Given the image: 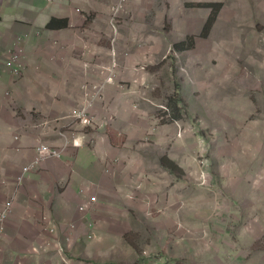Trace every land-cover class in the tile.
Here are the masks:
<instances>
[{"label": "crops", "instance_id": "1", "mask_svg": "<svg viewBox=\"0 0 264 264\" xmlns=\"http://www.w3.org/2000/svg\"><path fill=\"white\" fill-rule=\"evenodd\" d=\"M165 1L184 7V0ZM186 1L188 16L172 24L177 30L172 35L163 31L164 0H0V210L8 199L14 203L0 240V264L166 263L62 259L36 248L55 238L66 253L68 246H94L101 239L113 246L127 242L134 228L155 241L160 216L178 213L182 181L171 164L168 169L159 159H147L148 151L137 141L159 107L140 90L171 85L179 101L183 88L173 60L165 64L168 73L162 79L159 65L147 70L145 58L176 57L177 52L203 58L212 51L205 39L209 34L201 37L209 0ZM110 8L128 10L131 17L105 21L100 10ZM16 47L24 52L20 78L6 66ZM200 77L205 87L210 72L184 78L182 84L194 88ZM81 116L91 122L84 124ZM115 119L126 123L122 131L115 130ZM137 120L138 129H131ZM41 144L57 154L41 156ZM27 166L30 170L23 171ZM47 229L57 233L46 237Z\"/></svg>", "mask_w": 264, "mask_h": 264}, {"label": "rangeland", "instance_id": "2", "mask_svg": "<svg viewBox=\"0 0 264 264\" xmlns=\"http://www.w3.org/2000/svg\"><path fill=\"white\" fill-rule=\"evenodd\" d=\"M180 3L184 7L173 1L167 6L164 0V32L176 35L172 24L187 18L191 5L186 0ZM206 4L210 12L201 37L209 34L205 38L211 44L209 56L197 58L177 52L176 57L165 54L143 62L147 70L151 64L164 65L163 72L157 67L160 78L166 79L169 66L165 64L173 60L175 79L183 86L179 96L182 102L175 95L177 105L170 99L171 85L140 90V95L146 91V95L157 99L159 107L151 111L156 117L147 121V130L137 141L148 151L147 159L166 160L182 181L178 213L160 216L162 225L155 241H149L145 233L133 227L127 237L129 242L121 239L109 246L101 239L94 246H68L66 253L63 243L55 238L43 240L36 248L38 252L47 255L50 249L62 259L264 264V0H209ZM100 11L105 21L131 17L122 8ZM83 13L93 15L92 10ZM209 72L210 81L205 87L202 76L194 88L182 84L184 78H198ZM139 107L148 109L136 106ZM141 122L144 126L146 121ZM138 123L139 120L131 123L130 128L138 129ZM113 125L116 131L126 127L120 119H115ZM114 140L122 144L117 137ZM157 145L161 148L156 153ZM28 167L25 172L30 170ZM7 203L10 208L14 206L12 199L4 207ZM7 218L0 229V240ZM45 231L46 237L57 233ZM66 239L70 244L71 237Z\"/></svg>", "mask_w": 264, "mask_h": 264}, {"label": "built area", "instance_id": "3", "mask_svg": "<svg viewBox=\"0 0 264 264\" xmlns=\"http://www.w3.org/2000/svg\"><path fill=\"white\" fill-rule=\"evenodd\" d=\"M49 2H51L52 0H48ZM23 49L21 47H16L13 51L9 52V59L6 63L7 68L9 69L10 73L15 77V78H20L22 76V72H23ZM81 120L82 122H84V124H89L91 122V120L88 119V117H83L81 116ZM38 152L41 154V156L46 157L47 155H53V154H57L56 151L51 150V148L48 145L45 144H41L38 148H37ZM29 167H25L23 169V171H26ZM22 179V175H20L18 177V180ZM94 198H91V200H93ZM9 207V208H8ZM84 208V207H82ZM10 209V205L9 203H7L4 211L0 214V229L2 228V224L4 219L6 218L8 211Z\"/></svg>", "mask_w": 264, "mask_h": 264}, {"label": "trees", "instance_id": "4", "mask_svg": "<svg viewBox=\"0 0 264 264\" xmlns=\"http://www.w3.org/2000/svg\"><path fill=\"white\" fill-rule=\"evenodd\" d=\"M208 24V23H207ZM207 24H205V25H207ZM175 93H174V95L170 98L172 101H174V102H176V104H177V99L175 100ZM164 165H168L169 166V164L168 163H166L167 161L166 160H160Z\"/></svg>", "mask_w": 264, "mask_h": 264}]
</instances>
